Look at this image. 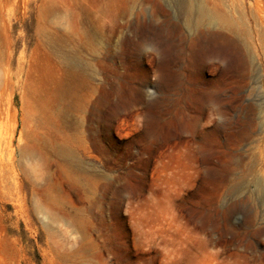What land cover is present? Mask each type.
<instances>
[{
    "label": "rangeland",
    "instance_id": "rangeland-1",
    "mask_svg": "<svg viewBox=\"0 0 264 264\" xmlns=\"http://www.w3.org/2000/svg\"><path fill=\"white\" fill-rule=\"evenodd\" d=\"M175 1L0 0V264H264V56Z\"/></svg>",
    "mask_w": 264,
    "mask_h": 264
},
{
    "label": "bare ground",
    "instance_id": "bare-ground-1",
    "mask_svg": "<svg viewBox=\"0 0 264 264\" xmlns=\"http://www.w3.org/2000/svg\"><path fill=\"white\" fill-rule=\"evenodd\" d=\"M175 6L180 14H182L187 28H217L219 31H224L229 36L231 43L235 46V48L239 51L240 55L243 56V58L252 60L255 54L264 56V20L258 21L259 23H261L260 25L259 23H256L257 28L254 31V37V35L251 36L252 34L251 32H249L248 27L243 25L242 22H234L233 20L231 21L230 19H227L219 12H211L207 8V6H205L198 0H188V2L187 0H177L175 1ZM202 33L205 34L203 31H200L198 35ZM178 46L179 44L177 45V47ZM181 48L183 49L184 47ZM67 62L69 64H73L74 60L67 59Z\"/></svg>",
    "mask_w": 264,
    "mask_h": 264
}]
</instances>
